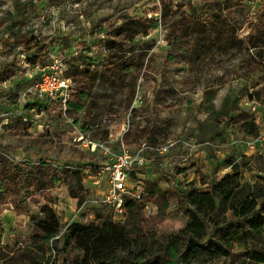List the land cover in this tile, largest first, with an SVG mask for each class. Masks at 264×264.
<instances>
[{"label":"rangeland","instance_id":"rangeland-1","mask_svg":"<svg viewBox=\"0 0 264 264\" xmlns=\"http://www.w3.org/2000/svg\"><path fill=\"white\" fill-rule=\"evenodd\" d=\"M228 1L0 0V170L29 179L20 194L24 213L0 202V246L31 248V215H40L46 203L60 219L61 233L75 221L123 223L124 215L99 202L105 185L95 186L85 173L104 158L102 145L118 150L124 140L154 147L136 184L146 191L154 182L167 193L166 204L149 203L152 213L146 209L163 235L187 220L179 192L206 190L232 171L229 159L248 157L246 180L264 177V146L239 143L245 134L228 120L251 112V94L264 87V44L253 47L249 41L263 11L259 0L232 7ZM215 14L230 21L239 42H219ZM143 17L155 23L148 34L134 37L130 27ZM188 17L197 21L179 32ZM109 65L117 74L105 71ZM56 73L69 84L66 101L62 90L40 93L42 77ZM173 139L181 140L160 153ZM66 168L84 172L89 194L82 206L53 178ZM35 177L43 188L35 186ZM46 249L51 264L62 263V252L51 243ZM244 260V249L236 248L210 264Z\"/></svg>","mask_w":264,"mask_h":264},{"label":"trees","instance_id":"trees-1","mask_svg":"<svg viewBox=\"0 0 264 264\" xmlns=\"http://www.w3.org/2000/svg\"><path fill=\"white\" fill-rule=\"evenodd\" d=\"M240 1L229 0L228 5L232 7ZM259 1L263 13L249 34L253 47L264 44V0ZM160 10L157 7L155 12ZM213 20L217 23L222 45L240 41L226 17L215 14ZM193 21L197 18L185 19L179 32ZM154 23L153 18L138 19L130 27L132 35L148 34ZM261 64L258 61L254 67L258 69ZM105 71L113 75L118 72L117 67L111 65L106 66ZM132 97L133 93L130 101ZM250 98L264 102V87ZM228 120L239 124L245 136L259 132L260 127L251 112L231 114ZM228 164L232 171L215 180L206 190L192 187L179 192L178 202L187 220L175 232L160 234L156 218L151 216L154 214H147L148 203L162 201L166 204L168 199L167 193L156 183L148 182L141 198L126 196L125 221L121 224L110 219L90 225L75 221L61 233L62 225L53 207L50 203L42 205L40 215H31L36 226L31 248L15 250L8 245L0 246V259L4 264H51V258L46 256V245L51 243L53 250L63 254L61 264H210L231 256L236 248L244 249L242 264H264V177L255 182L244 178L242 169L249 166L246 156L242 161L229 159ZM23 176L20 172L0 170V202L12 204L18 214L24 213L19 206L20 194L29 180ZM53 178L66 185L78 206L86 203L89 189L84 183V172L66 168ZM35 186L43 188L36 177ZM74 250L77 252L72 254Z\"/></svg>","mask_w":264,"mask_h":264},{"label":"built area","instance_id":"built-area-1","mask_svg":"<svg viewBox=\"0 0 264 264\" xmlns=\"http://www.w3.org/2000/svg\"><path fill=\"white\" fill-rule=\"evenodd\" d=\"M59 76V73L43 76L38 86L42 95H52L54 92L62 90L66 101L70 97V87L67 81L59 78ZM249 104L260 129L256 135L245 136L239 143L247 148L256 149L264 146V102L253 99ZM180 140L173 139L168 144L159 147L158 150L160 153L169 152L178 145ZM102 147L104 158L99 162L88 165L85 173L89 179H92L95 186L105 185L99 202L110 206L115 213L125 216L124 203L126 196L139 199L145 192L142 185L136 184V180L139 176L140 166L151 161L149 154L154 151V147L148 143H141L137 146L129 145L124 140L118 145V150H115L110 144L102 145ZM132 169L136 170V177L131 174ZM147 210L149 213L153 212L149 203Z\"/></svg>","mask_w":264,"mask_h":264},{"label":"water","instance_id":"water-1","mask_svg":"<svg viewBox=\"0 0 264 264\" xmlns=\"http://www.w3.org/2000/svg\"><path fill=\"white\" fill-rule=\"evenodd\" d=\"M131 174H132L134 177H136V170H135V169H132V170H131Z\"/></svg>","mask_w":264,"mask_h":264}]
</instances>
